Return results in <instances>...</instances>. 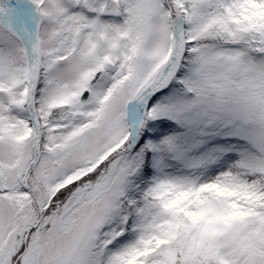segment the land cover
<instances>
[{
    "label": "snow or ice",
    "instance_id": "1",
    "mask_svg": "<svg viewBox=\"0 0 264 264\" xmlns=\"http://www.w3.org/2000/svg\"><path fill=\"white\" fill-rule=\"evenodd\" d=\"M0 264H264V0H0Z\"/></svg>",
    "mask_w": 264,
    "mask_h": 264
}]
</instances>
